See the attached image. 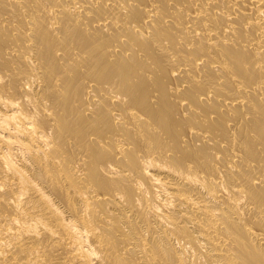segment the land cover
I'll list each match as a JSON object with an SVG mask.
<instances>
[{
  "label": "bare ground",
  "instance_id": "obj_1",
  "mask_svg": "<svg viewBox=\"0 0 264 264\" xmlns=\"http://www.w3.org/2000/svg\"><path fill=\"white\" fill-rule=\"evenodd\" d=\"M0 264H264V0H0Z\"/></svg>",
  "mask_w": 264,
  "mask_h": 264
}]
</instances>
